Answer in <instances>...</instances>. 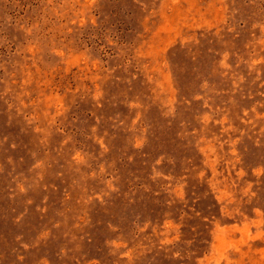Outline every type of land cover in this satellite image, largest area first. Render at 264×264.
Wrapping results in <instances>:
<instances>
[{"label":"rangeland","instance_id":"obj_1","mask_svg":"<svg viewBox=\"0 0 264 264\" xmlns=\"http://www.w3.org/2000/svg\"><path fill=\"white\" fill-rule=\"evenodd\" d=\"M0 264H264V0H0Z\"/></svg>","mask_w":264,"mask_h":264}]
</instances>
